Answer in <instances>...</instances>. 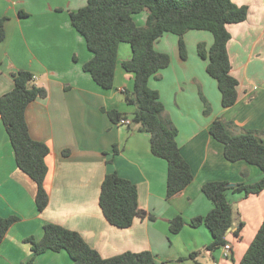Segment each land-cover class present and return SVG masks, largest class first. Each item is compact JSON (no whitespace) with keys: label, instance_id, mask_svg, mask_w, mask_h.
Wrapping results in <instances>:
<instances>
[{"label":"crops","instance_id":"1","mask_svg":"<svg viewBox=\"0 0 264 264\" xmlns=\"http://www.w3.org/2000/svg\"><path fill=\"white\" fill-rule=\"evenodd\" d=\"M87 2L0 0V18H8L6 38L0 43V97L14 89L18 72L33 74L48 97L29 104L26 120L32 139L50 148L45 181L49 204L41 212L36 205L37 185L18 168L0 117V216L18 218L0 244V264H72L65 251L46 252L30 263L33 252L27 240L40 241L48 223L78 232L104 259L149 251L156 264H240L264 221V191L249 197L229 192L238 216L226 237L232 247L228 257L223 248L204 251L213 241L212 234L205 225L192 227L191 221L206 217L214 208L202 190L206 183L252 184L263 177L258 167L245 161H227L224 145L210 129L221 120L262 132L260 138L264 137V0H233L248 6L249 15L245 22L227 27L232 36L231 74L239 82L238 101L232 108H223L218 82L207 73L208 61L198 55L200 43L212 46L211 34H186V60L180 57L177 36L166 34L155 45L171 56V65L149 86L159 92L165 116L178 130L181 153L194 174L193 182L170 199L168 163L153 155L150 135L132 123L135 107L124 99V92L134 88V76L122 67L132 56L131 47L120 46L111 90L102 89L83 70L93 54L70 14ZM20 11L28 17H21ZM136 22L143 26L145 20ZM205 101L211 106L209 114ZM104 111L126 115L131 124L114 123ZM111 173L138 189L140 215L127 229L110 224L100 207L102 185ZM176 217L186 225L172 234L170 221ZM194 252H201L195 260L190 258Z\"/></svg>","mask_w":264,"mask_h":264},{"label":"trees","instance_id":"2","mask_svg":"<svg viewBox=\"0 0 264 264\" xmlns=\"http://www.w3.org/2000/svg\"><path fill=\"white\" fill-rule=\"evenodd\" d=\"M144 12H147L146 23L140 26L135 17ZM19 14L28 17L24 11ZM248 15V6H238L233 0H88L85 7L70 14L72 25L85 38L93 54V58L83 65V70L102 89L114 87L120 46L131 47L132 56L122 63V67L134 76V88L124 92V99L135 107L132 123L150 135L153 155L168 163V199L186 189L193 182L194 174L181 153L178 130L165 116L159 92L149 86L153 77L171 65V56L157 51L155 45L164 35H175L179 38L180 57L186 60V34L191 31L211 34L212 46L208 48L206 43H200L198 55L208 61L207 73L218 82L223 108H232L238 101L239 82L231 74L228 44L232 36L227 27L245 22ZM7 20V17L0 18V43L6 38ZM14 82V89L0 97V117L14 148L18 168L37 185L36 205L42 212L49 204L45 181L50 148L32 139L26 110L31 102L46 99L48 91L36 85L33 74L28 71L18 72ZM204 103L205 113L209 114L211 106ZM104 112L117 124L128 119L117 111ZM210 133L224 145L227 161H245L258 167L263 174L261 180L252 184L232 185L218 181L203 186V193L213 202L214 208L206 217L193 219L191 226L205 225L210 230L213 241L204 251L213 252L228 244L226 237L238 216L236 207L228 199L229 192L249 197L264 191V137L260 138L262 132L239 129L235 124L221 120L214 122ZM114 153H117L116 148ZM63 154L67 156L69 152ZM99 203L106 220L121 229L130 228L140 215L136 185L117 173L106 176ZM17 221L14 216H0V244ZM185 225L182 217H176L170 221V231L178 234ZM243 225L236 231L237 237ZM27 242L32 245L30 263L46 252L65 251L72 264H156L155 256L149 251L126 252L104 259L78 232L51 223L45 224L40 241L30 238ZM200 253L194 252L190 258L195 260ZM240 264H264V221Z\"/></svg>","mask_w":264,"mask_h":264},{"label":"built area","instance_id":"3","mask_svg":"<svg viewBox=\"0 0 264 264\" xmlns=\"http://www.w3.org/2000/svg\"><path fill=\"white\" fill-rule=\"evenodd\" d=\"M34 79H35V77H34ZM120 124H121V125L128 126V125L131 124V120H129V119L121 120ZM231 248H232V247H231L230 244H227V245H225V246L223 247V250H224V256H225V257H228V256H229V253H230V251H231Z\"/></svg>","mask_w":264,"mask_h":264},{"label":"rangeland","instance_id":"4","mask_svg":"<svg viewBox=\"0 0 264 264\" xmlns=\"http://www.w3.org/2000/svg\"><path fill=\"white\" fill-rule=\"evenodd\" d=\"M145 18H147V12H144V13H142V14H140V15H137L136 17H135V19L138 21V22H140V20H142V19H144L145 20V23H146V19ZM145 23L143 24V25H145ZM202 32V31H201ZM168 36H173V37H176V36H174V35H168ZM177 38V37H176ZM127 46H129V45H127ZM177 46V44L175 45V47Z\"/></svg>","mask_w":264,"mask_h":264}]
</instances>
